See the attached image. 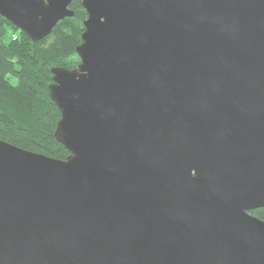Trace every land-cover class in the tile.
I'll use <instances>...</instances> for the list:
<instances>
[{
  "label": "water",
  "instance_id": "water-1",
  "mask_svg": "<svg viewBox=\"0 0 264 264\" xmlns=\"http://www.w3.org/2000/svg\"><path fill=\"white\" fill-rule=\"evenodd\" d=\"M70 0H0L38 42ZM51 68L57 160L0 140V264H264V0H82Z\"/></svg>",
  "mask_w": 264,
  "mask_h": 264
},
{
  "label": "trees",
  "instance_id": "trees-1",
  "mask_svg": "<svg viewBox=\"0 0 264 264\" xmlns=\"http://www.w3.org/2000/svg\"><path fill=\"white\" fill-rule=\"evenodd\" d=\"M69 7L73 16L38 42L0 16V140L57 160L70 152L54 137L61 115L49 96L51 68L79 64L75 49L87 16L82 0H70ZM250 214L264 221V207Z\"/></svg>",
  "mask_w": 264,
  "mask_h": 264
}]
</instances>
